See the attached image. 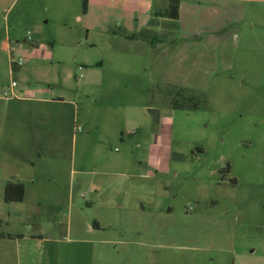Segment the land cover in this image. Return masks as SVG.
<instances>
[{
	"label": "rangeland",
	"instance_id": "rangeland-1",
	"mask_svg": "<svg viewBox=\"0 0 264 264\" xmlns=\"http://www.w3.org/2000/svg\"><path fill=\"white\" fill-rule=\"evenodd\" d=\"M160 2L0 0V264H264V0Z\"/></svg>",
	"mask_w": 264,
	"mask_h": 264
},
{
	"label": "crops",
	"instance_id": "crops-1",
	"mask_svg": "<svg viewBox=\"0 0 264 264\" xmlns=\"http://www.w3.org/2000/svg\"><path fill=\"white\" fill-rule=\"evenodd\" d=\"M164 8H165V4H163V2H160V4L157 7L155 13L163 10ZM179 12H180V7H179ZM178 18L180 20V13H179V17ZM160 19H165V18H160ZM145 30H148V29H145ZM13 44H14L13 46L11 45L9 47L10 48L9 49L10 66H11V63L15 62L14 57H17L19 59L22 58V60H23V64L22 65L25 64L27 66H26L24 72L23 71H19L18 72L20 78L19 79H14L15 81L18 82L19 92L17 93V97L13 98V99H9V102L12 101V102L18 103L19 105L26 104V103H36V102L37 103L38 102H44V103H58L59 102V104H65L66 103L65 99H63L62 97L53 98L52 97L53 95L50 94L52 92L48 93L47 96L43 97L40 94V92H34L33 90H30V89L26 88L24 83H22V81L26 80V76L23 75V74H25V71L28 70V68L31 66L30 62L31 61H35V60H33L34 54L32 52V49L28 48V46L26 44L25 45L19 44V43L18 44L13 43ZM47 54L48 53L45 51V59H47L46 58ZM34 63L35 62H33V64ZM19 68H20V66H16V70H19ZM11 71L13 72L12 67H11ZM7 113H8V106L6 107V110H5L4 114H7ZM159 119H160V111L157 110V122L159 121ZM164 123H165V121H164ZM161 141H162V137H161L160 134L159 135L158 134H153L151 136V140H150L148 148H147V157H149L150 159H155V160L157 159L156 158L157 155H155V152L158 149L161 148Z\"/></svg>",
	"mask_w": 264,
	"mask_h": 264
},
{
	"label": "trees",
	"instance_id": "trees-1",
	"mask_svg": "<svg viewBox=\"0 0 264 264\" xmlns=\"http://www.w3.org/2000/svg\"><path fill=\"white\" fill-rule=\"evenodd\" d=\"M167 6L160 12L155 13L156 18H165L171 21H177L179 17V0H166ZM87 0H82V11L86 12ZM150 30H144L141 34V40L145 42H150L152 37L149 38ZM12 70H16V65L11 63ZM196 97L189 93H184L179 90L173 100H170L169 106L173 110L181 109L194 111L198 108V102L194 100ZM24 197V186L22 183H12L8 182L4 188L3 200L7 203L9 202H21Z\"/></svg>",
	"mask_w": 264,
	"mask_h": 264
},
{
	"label": "built area",
	"instance_id": "built-area-1",
	"mask_svg": "<svg viewBox=\"0 0 264 264\" xmlns=\"http://www.w3.org/2000/svg\"><path fill=\"white\" fill-rule=\"evenodd\" d=\"M27 40H30L29 37H27ZM32 52L33 54H35V52L37 51V48L35 47H32ZM14 64L16 66H21L23 64V60L22 59H18L17 61L14 62ZM19 92V85H18V82L15 81V80H11L9 86H8V89L7 90H4L2 93H1V96L5 99H13V98H16L17 97V93Z\"/></svg>",
	"mask_w": 264,
	"mask_h": 264
},
{
	"label": "water",
	"instance_id": "water-1",
	"mask_svg": "<svg viewBox=\"0 0 264 264\" xmlns=\"http://www.w3.org/2000/svg\"><path fill=\"white\" fill-rule=\"evenodd\" d=\"M149 115L154 120V122H157V110L156 109H148Z\"/></svg>",
	"mask_w": 264,
	"mask_h": 264
}]
</instances>
